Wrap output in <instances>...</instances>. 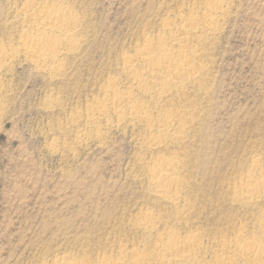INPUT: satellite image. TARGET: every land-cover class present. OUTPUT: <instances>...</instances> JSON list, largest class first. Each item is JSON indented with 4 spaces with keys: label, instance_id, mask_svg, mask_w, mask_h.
<instances>
[{
    "label": "rangeland",
    "instance_id": "374dc122",
    "mask_svg": "<svg viewBox=\"0 0 264 264\" xmlns=\"http://www.w3.org/2000/svg\"><path fill=\"white\" fill-rule=\"evenodd\" d=\"M29 1L0 0V49L10 55L0 62V264H129L135 255L155 264L154 245L169 230L177 238L196 233V258L215 264L213 254L236 238L262 237L264 190L252 204L234 192L251 161L264 176V0H34L75 14L76 49L57 71L33 66L22 52L32 31L23 15ZM214 1L216 28L184 31ZM158 38L175 40L166 47L173 54L193 56V79L169 91L162 77H143L145 88H136L124 61ZM111 83L146 106L155 127L132 121L126 107L122 116L110 105L98 114ZM167 116L186 124L172 127L183 136L169 127L154 149L149 129ZM163 157L180 168L177 208L156 197L145 172ZM148 215L155 224L147 234L140 225Z\"/></svg>",
    "mask_w": 264,
    "mask_h": 264
},
{
    "label": "bare ground",
    "instance_id": "6f19581e",
    "mask_svg": "<svg viewBox=\"0 0 264 264\" xmlns=\"http://www.w3.org/2000/svg\"><path fill=\"white\" fill-rule=\"evenodd\" d=\"M58 1H61V0H58ZM35 3H34V0L33 1L30 0L28 3H25L26 7H25V9H23L24 17L26 18V20L28 19L29 22L32 24V26L30 27L32 31L30 33L26 32L23 34V36L20 40L21 41L20 42L21 49H22V52L25 54L24 56H26L30 60V62L33 64V66L41 68V70L44 69V70H49V71H57L56 69H60L58 67H60L61 61L64 59L65 51H70L76 47V41L75 40H77L78 38L74 39L75 38L74 33H76V32H74V30H73L75 24H77L76 18L74 16L75 14H73L69 10L70 9L69 7L68 8L64 7V6L58 7L57 5H56L57 7H52V8L51 7L48 8L49 6L36 7ZM56 3H57V1H56ZM219 3L221 4V2H219V1H214V2L206 4L204 7V15L201 16L202 19H201L200 23H197L194 20V21L189 22V24L187 26L183 27L181 25L183 27L184 31L192 30L195 33L199 30L200 27H201L200 29L204 28L207 32H208V30L215 29L216 27L215 28H212V27L217 22V17H218L217 12H219V8H220ZM57 4H60V3H57ZM62 4H63V2H62ZM199 32H202V31H199ZM188 34H189V32H188ZM155 41L156 42H152V40H151L152 43L151 42L147 43L144 46V49H142L143 51L141 53L139 52L140 54L138 56H136L137 58H135V56L132 59L129 57V58L125 59V61H124V69L125 70L127 69L129 71V73H130L129 75H132L131 78H133V81L135 82L136 88H141V89L145 88L143 83L141 82V81H143V77H146V80H144L145 84H146V81L150 82V81H154L159 76L162 77L165 80L164 84L166 83L165 85L163 84L165 86V87H163V89L164 88L170 89L174 86L176 87L177 84L183 82L186 79H190L193 77V74H194L193 56L185 55L183 53L175 55L170 51V49H167L166 48V47H168L167 45H170V41L171 42L175 41L174 39L171 40V38H170V40H169V38L168 39H165V38L161 39L160 38L159 40L155 39ZM176 41H177V39H176ZM8 54L9 53L6 54V52L4 53L0 49V62H4V61L9 60L10 55H8ZM134 61L135 62L137 61V62H139V64L140 63L142 64L141 67L143 66V68L140 71L135 70L134 67H133L134 70H132V66L134 65L133 64ZM1 64H4V63H1ZM117 90L118 89H116L115 84H112V83L109 84V86L106 89V94H107L108 98L105 101V104L95 108V109H97L96 112L98 114H100V115L104 114V112H106V110H107L106 106H109V105L111 106L112 111L116 115H119L120 112L122 111L121 109L126 107L129 111V116H130V119H132V121H134L137 118H140V119L144 120V122L146 123V125L149 128L155 127L156 124L154 125V121H156V120H152V118L148 116L149 113L145 109L146 106L143 107V105L137 104L136 102H135L136 104H133L131 102V100H133L131 93H129V92L121 93V92H118ZM168 90L167 91L165 90V92H167V94H168ZM131 91H132V89H131ZM149 93H151V92H149ZM160 95H161V93H160ZM162 95H164V94H162ZM133 96H134V94H133ZM172 115H173V113H172ZM175 115H176V112H175ZM175 115H173V118ZM121 116H119V118H122ZM167 117H166V121H164L162 125L160 124L159 126H156L155 129H152V130L149 129V134H150L149 141L150 142H148V144L150 146H152L153 148L154 147L156 148L158 146V144L160 143L157 140V138H159V136L165 137L167 135V129L169 127L172 128L173 126H175L174 124H177V123L178 124L184 123L183 121L182 122L179 121L180 123L179 122L174 123V121H172V120L168 121L167 119H169L170 117H168V118ZM175 117H177V116H175ZM179 117H181V116H179ZM173 118H170V119H173ZM177 119H175V120H177ZM118 120H120V119H118ZM160 122H161V120H160ZM177 126L179 127V125H177ZM174 128H172L171 134H172V132L175 133V130L173 131ZM181 128H183V127H181ZM181 128H180V130H182ZM177 132L178 131L176 129V133ZM181 133H184V132H181ZM177 134L179 135V132ZM180 135L183 136V134H180ZM169 136H171V135H169ZM172 136L174 137V135H172ZM182 136H180L179 138H181ZM147 139H148V137H147ZM170 141L171 140H169V142ZM159 147H162V146L159 145ZM170 158H175V156L170 157ZM170 158H164L163 157V158L156 159V161H154L148 168H146L147 171H145V172L148 173V178H149L148 182H149L150 187L153 189V192L156 195V197H158L162 201L163 200L167 201L172 207L177 208L178 205L176 204V202H178V201H176V200L178 199V194L181 193V192H179V190H181V188L179 189V186L181 185L180 184L181 180L178 177L179 175L175 172V170L177 169L176 164L178 166V163H176L175 159H170ZM253 160H255V159H253ZM177 162H178V160H177ZM251 162H252L251 172L248 171V173L246 172V175L244 174V176L242 177L241 185L239 184L240 185L239 190L237 192L236 191L234 192V193H236L235 194L236 195V201L241 202V203L244 202L245 204H248L250 202L252 204L253 203L252 201L253 200L255 201L257 196L260 195V194H258L259 192H261L260 190L261 189L264 190V176L262 175V172H260L261 174L255 173L256 170L260 166L258 165V162H256V161H251ZM179 169H177V170H179ZM177 172H180V171H177ZM180 176H182V175H180ZM180 199L181 198H179V200ZM260 213H262V212H260ZM149 215L146 218H144V221L141 220V222H143V223H141V225H140L142 227V229L147 231V234L150 230H152L154 228V224H155V222H154V224L151 222V217ZM152 218H153V216H152ZM177 219H178V217H177ZM156 220H158V219L156 218ZM173 220H174V218H173ZM175 220H176V218H175ZM260 220H262V219H260ZM159 222H160V220H159ZM176 222H179V220ZM157 224L158 223H156V225ZM175 224H177L176 227L177 226L181 227L180 225H178V223H175ZM168 227L170 228V226H168ZM177 229H175L176 232H177ZM261 229H262V237L261 236H260V238L253 237L249 241H245L244 239L241 240V237L239 240H237L238 238H236V241H233L234 244L232 245V249L228 248L229 249L228 251L224 248L220 249L219 252L217 254H213L214 256H212L213 258L212 257L211 258L213 259V261H215V264H236L237 259H240L245 264H264V219H263V223L261 224ZM171 230H174V229H171ZM146 231H143V232H146ZM169 231L167 233H165L163 236H161L158 244L154 245V247H155L153 249L154 255L153 254L152 255L155 257V260H154L155 264H202V261H200V259L196 258V256H197L196 253H197L199 247L200 248L202 247V246H200L201 242L199 243L200 240L198 238V235L196 233H195L196 235L191 233L189 235L186 234V236H184L182 238H177L174 234L175 232H173V231L169 232ZM178 234H179V231H178ZM158 237H160V236H158ZM148 253L146 252V254H148ZM214 253H216V252L214 251ZM143 254L145 255L144 252H143ZM150 256H151V254H150ZM136 257L137 256L135 255V260L131 258L133 261L129 262V264H147V261H145L144 258L140 257V258L136 259ZM201 257H203V256H201ZM77 263H79V262H77ZM77 263H73L72 261L68 262V261H60V260L58 261L57 260L55 262L53 261L52 264H77ZM86 263L88 264V262H86ZM97 263H99V264H127L126 261H124V258H119V259L117 258L115 260H112V259L109 260L107 258L106 259L104 258L102 261L97 262ZM149 264H150V262H149ZM207 264H210V262H207Z\"/></svg>",
    "mask_w": 264,
    "mask_h": 264
}]
</instances>
